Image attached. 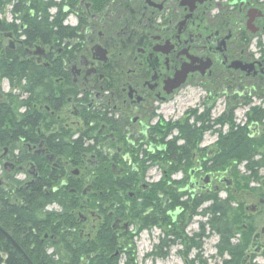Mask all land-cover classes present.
Listing matches in <instances>:
<instances>
[{
    "label": "flooded vegetation",
    "instance_id": "1",
    "mask_svg": "<svg viewBox=\"0 0 264 264\" xmlns=\"http://www.w3.org/2000/svg\"><path fill=\"white\" fill-rule=\"evenodd\" d=\"M48 1L47 36L0 14L1 216L48 253L156 227L182 264H264V0Z\"/></svg>",
    "mask_w": 264,
    "mask_h": 264
},
{
    "label": "trees",
    "instance_id": "2",
    "mask_svg": "<svg viewBox=\"0 0 264 264\" xmlns=\"http://www.w3.org/2000/svg\"><path fill=\"white\" fill-rule=\"evenodd\" d=\"M7 5L12 6L11 13L14 18L27 21V35L29 37L48 35V19L50 17L48 9L51 7V2L47 0H0V13H3L4 7ZM9 75L14 77L13 73ZM14 110L15 107H11V103L10 105L0 104V140L7 136L6 130L8 132L11 130L19 131L21 127L16 117L12 114ZM230 141L231 150L235 142L242 143L241 138L237 135L231 136ZM245 152L242 149L240 154ZM1 208L0 206V221L2 218L4 229L22 249L20 251L8 241H4L3 235L0 233V246L4 244V249L2 250L6 254L5 264H29V262L30 264H82V259L88 260V264H117L114 260L112 261L113 257L111 258L113 249L107 248L105 244H102L101 250L95 248L90 250L86 243L78 238L67 240L65 248L48 253L35 241L36 238L32 234L34 226L31 225L33 219L29 211L25 213L19 208L7 205L4 209L6 214H4L3 218L1 216Z\"/></svg>",
    "mask_w": 264,
    "mask_h": 264
},
{
    "label": "rangeland",
    "instance_id": "3",
    "mask_svg": "<svg viewBox=\"0 0 264 264\" xmlns=\"http://www.w3.org/2000/svg\"><path fill=\"white\" fill-rule=\"evenodd\" d=\"M4 18H14L10 13V6L4 7V12L1 14ZM203 93H201L202 96ZM206 136H204V139ZM214 137H209L204 140L205 143L210 142ZM152 169V168H151ZM154 172V171H152ZM150 173V172H149ZM159 171L152 173L153 177L149 180L156 182L158 180ZM21 177V176H20ZM194 225V229H196ZM167 238L176 239L175 235L167 233ZM161 231L154 227L151 232L141 231L137 236L123 235L119 237L118 250H113V260L117 264H182L180 257L176 256L175 249L177 245H167L165 251L161 248ZM159 242V245H157ZM156 247L158 249H156ZM149 251V254L145 255ZM115 254H117L115 256Z\"/></svg>",
    "mask_w": 264,
    "mask_h": 264
},
{
    "label": "water",
    "instance_id": "4",
    "mask_svg": "<svg viewBox=\"0 0 264 264\" xmlns=\"http://www.w3.org/2000/svg\"><path fill=\"white\" fill-rule=\"evenodd\" d=\"M7 235V234H6ZM7 237L9 238V236L7 235Z\"/></svg>",
    "mask_w": 264,
    "mask_h": 264
}]
</instances>
